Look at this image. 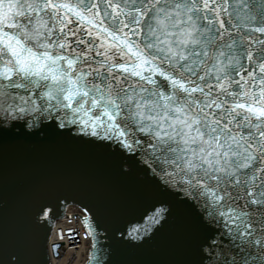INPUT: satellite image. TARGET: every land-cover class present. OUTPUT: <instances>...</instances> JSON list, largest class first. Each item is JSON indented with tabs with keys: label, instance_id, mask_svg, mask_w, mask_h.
Listing matches in <instances>:
<instances>
[{
	"label": "snow or ice",
	"instance_id": "snow-or-ice-1",
	"mask_svg": "<svg viewBox=\"0 0 264 264\" xmlns=\"http://www.w3.org/2000/svg\"><path fill=\"white\" fill-rule=\"evenodd\" d=\"M69 199L86 264H264V0H0V264Z\"/></svg>",
	"mask_w": 264,
	"mask_h": 264
},
{
	"label": "water",
	"instance_id": "water-1",
	"mask_svg": "<svg viewBox=\"0 0 264 264\" xmlns=\"http://www.w3.org/2000/svg\"><path fill=\"white\" fill-rule=\"evenodd\" d=\"M48 159L51 162L50 167L44 173L37 176V180H39V181H47V180L55 179L57 176L63 174L64 172L69 170L73 165H75L76 163L81 161L83 159V157L80 153H78L77 151H75L72 148H61L57 152L51 154L48 157ZM71 204L76 205V206L80 207L81 209H83L87 216L90 215V213L87 212V209L84 208L83 204H80L77 201H74L72 199H69L67 202H61L58 204L54 216L50 214V218H49L48 222L41 229V235L45 241V250H46L47 259H48L47 241H48L49 236L51 234L53 224L57 219L63 217L66 207L71 205ZM85 226L89 232L87 225H85ZM136 226L137 225H135V223H133V225L131 227H136ZM129 230H130V228H129ZM96 231L98 233L102 232V230H100V229H97ZM90 237L92 238V236H90ZM97 240L102 241V240H104V237L102 235H99V236H97ZM57 248H58V246H53L54 250ZM48 264H49V261H48Z\"/></svg>",
	"mask_w": 264,
	"mask_h": 264
},
{
	"label": "bare ground",
	"instance_id": "bare-ground-1",
	"mask_svg": "<svg viewBox=\"0 0 264 264\" xmlns=\"http://www.w3.org/2000/svg\"><path fill=\"white\" fill-rule=\"evenodd\" d=\"M64 223V221H59L58 226L50 234L47 241V248L50 244L60 246V248L58 247L54 251L50 247V250L47 252L49 264H84L88 252V242L80 241L79 243L75 242V244H71L67 241L57 240L59 229L62 231L69 229ZM63 237L65 238L66 236ZM58 254H60L59 258H57Z\"/></svg>",
	"mask_w": 264,
	"mask_h": 264
}]
</instances>
